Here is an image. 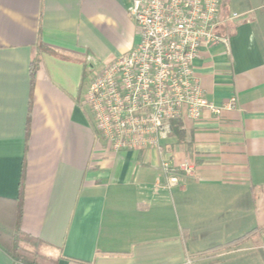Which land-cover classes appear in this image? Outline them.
Returning <instances> with one entry per match:
<instances>
[{"label": "crops", "instance_id": "1", "mask_svg": "<svg viewBox=\"0 0 264 264\" xmlns=\"http://www.w3.org/2000/svg\"><path fill=\"white\" fill-rule=\"evenodd\" d=\"M131 1L0 0V264L20 235L41 264H264V0H222L228 45L193 62L220 114L113 154L81 97L138 44Z\"/></svg>", "mask_w": 264, "mask_h": 264}, {"label": "built area", "instance_id": "2", "mask_svg": "<svg viewBox=\"0 0 264 264\" xmlns=\"http://www.w3.org/2000/svg\"><path fill=\"white\" fill-rule=\"evenodd\" d=\"M221 6L222 0L131 1L128 14L137 28L138 44L100 70H91L81 97L109 152L161 154L172 121L185 116L198 122L206 110L220 114L205 99L193 62L203 47L228 45L229 36L219 33ZM237 105L233 96L223 109L233 111ZM162 170L170 175L167 187L171 188L177 183L175 174L193 176L195 167L164 163Z\"/></svg>", "mask_w": 264, "mask_h": 264}, {"label": "trees", "instance_id": "3", "mask_svg": "<svg viewBox=\"0 0 264 264\" xmlns=\"http://www.w3.org/2000/svg\"><path fill=\"white\" fill-rule=\"evenodd\" d=\"M34 69H32L31 74L33 76ZM179 120H175L171 122V129L177 135H179L178 127ZM41 245L38 241L24 236H16L11 249L7 252V254L12 259L13 263L17 261H22L24 264H41L38 260L39 249Z\"/></svg>", "mask_w": 264, "mask_h": 264}, {"label": "rangeland", "instance_id": "4", "mask_svg": "<svg viewBox=\"0 0 264 264\" xmlns=\"http://www.w3.org/2000/svg\"><path fill=\"white\" fill-rule=\"evenodd\" d=\"M89 76H90V74H89ZM90 77H88V79H89ZM263 252H264V250H262ZM264 254V253H263Z\"/></svg>", "mask_w": 264, "mask_h": 264}]
</instances>
